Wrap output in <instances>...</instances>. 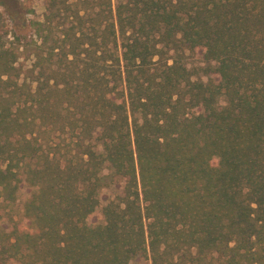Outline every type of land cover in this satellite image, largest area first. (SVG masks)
I'll list each match as a JSON object with an SVG mask.
<instances>
[{
  "label": "trees",
  "instance_id": "trees-1",
  "mask_svg": "<svg viewBox=\"0 0 264 264\" xmlns=\"http://www.w3.org/2000/svg\"><path fill=\"white\" fill-rule=\"evenodd\" d=\"M30 24L27 64L0 30V212L28 189L0 264H264V0H45Z\"/></svg>",
  "mask_w": 264,
  "mask_h": 264
},
{
  "label": "rangeland",
  "instance_id": "rangeland-1",
  "mask_svg": "<svg viewBox=\"0 0 264 264\" xmlns=\"http://www.w3.org/2000/svg\"><path fill=\"white\" fill-rule=\"evenodd\" d=\"M45 11V0H0V30L5 35L8 45L18 47L20 52L19 63H28L26 54L23 51L24 46L32 43L33 28L30 21L41 19ZM20 46V47H19ZM205 63L202 60L200 50L189 53L188 67L192 72L193 78L207 81L214 78L213 72H205L203 70ZM58 139H56V142ZM107 170H104L106 173ZM120 194V188H103L100 190V206L91 213L87 221L94 225L103 221L101 207L114 195ZM28 195L26 186H22L17 200L10 205L7 210L0 212V223L10 229L12 222L8 221L9 217H13L14 221H20L22 225L26 224L23 218V204ZM8 217V218H7ZM8 264H18L11 261Z\"/></svg>",
  "mask_w": 264,
  "mask_h": 264
}]
</instances>
